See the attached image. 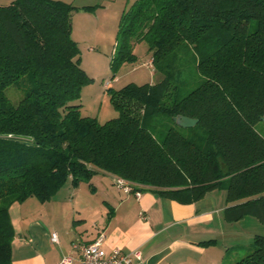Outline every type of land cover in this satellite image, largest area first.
Segmentation results:
<instances>
[{
    "label": "trees",
    "instance_id": "16d2710c",
    "mask_svg": "<svg viewBox=\"0 0 264 264\" xmlns=\"http://www.w3.org/2000/svg\"><path fill=\"white\" fill-rule=\"evenodd\" d=\"M81 9L94 7L0 5V264H13L15 202H46L99 172L181 204L223 189L227 221L264 224V0H134L120 17L112 78L137 62L140 42L163 77L107 88L119 115L105 122L79 103L93 81L72 36ZM9 85L24 91L19 103ZM178 115L198 123L178 126ZM253 245L234 264H264V235Z\"/></svg>",
    "mask_w": 264,
    "mask_h": 264
},
{
    "label": "crops",
    "instance_id": "0c3cea01",
    "mask_svg": "<svg viewBox=\"0 0 264 264\" xmlns=\"http://www.w3.org/2000/svg\"><path fill=\"white\" fill-rule=\"evenodd\" d=\"M114 178L99 172L77 187L66 183L46 202L35 197L15 202L10 208L13 264H57L73 253L75 241L90 243L99 232L106 233V250H141L139 264H234L253 249L256 235H264V224L252 216L235 222L224 218L230 204L223 189L181 204L151 187L140 196L127 195ZM54 232L58 242L51 240ZM210 239L208 246L199 244Z\"/></svg>",
    "mask_w": 264,
    "mask_h": 264
},
{
    "label": "rangeland",
    "instance_id": "374dc122",
    "mask_svg": "<svg viewBox=\"0 0 264 264\" xmlns=\"http://www.w3.org/2000/svg\"><path fill=\"white\" fill-rule=\"evenodd\" d=\"M13 0H0V5H6ZM72 2L75 6H92L94 9H81L73 13L72 36L80 47L82 58L81 66L93 81L82 90L81 110L85 116L96 117L99 122L114 119L119 112L111 103L106 91L113 83L112 88L120 89L126 84L156 83L163 77L153 64V57L148 51L146 43L136 45L134 53L138 56L135 63H125L119 68V78L113 81L111 70L112 59L116 49L118 26L124 9L128 8L134 0H63ZM112 82V83H111ZM105 87V88H103ZM6 95L13 103H19L24 91L14 85H9ZM168 101V97L166 98ZM161 118V117H159ZM156 117L153 119L155 121ZM167 119L164 118V121ZM157 121V120H156ZM166 123V122H165ZM256 127L264 134V123L259 121ZM165 124L159 122L157 129L164 130ZM185 134L188 132L178 128ZM241 251V250H239ZM230 257L228 255L227 259ZM229 261V259L227 260Z\"/></svg>",
    "mask_w": 264,
    "mask_h": 264
},
{
    "label": "built area",
    "instance_id": "2783aa9c",
    "mask_svg": "<svg viewBox=\"0 0 264 264\" xmlns=\"http://www.w3.org/2000/svg\"><path fill=\"white\" fill-rule=\"evenodd\" d=\"M114 185L125 194L134 193L140 196V191L134 190V183L122 177L114 178ZM106 237L105 232H99L90 243L75 241L73 243V253L63 256L57 264H139L142 259V252L139 249L133 251L122 248H112L106 250L103 247ZM53 242H58V235L54 232L51 236Z\"/></svg>",
    "mask_w": 264,
    "mask_h": 264
},
{
    "label": "water",
    "instance_id": "95a60500",
    "mask_svg": "<svg viewBox=\"0 0 264 264\" xmlns=\"http://www.w3.org/2000/svg\"><path fill=\"white\" fill-rule=\"evenodd\" d=\"M174 119H175L178 126H181L184 128L192 127L193 125L198 123V119L188 118V117L183 116V115H178V117H175Z\"/></svg>",
    "mask_w": 264,
    "mask_h": 264
}]
</instances>
